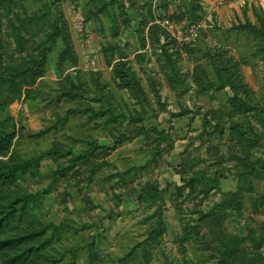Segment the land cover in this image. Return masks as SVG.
<instances>
[{
  "label": "rangeland",
  "instance_id": "374dc122",
  "mask_svg": "<svg viewBox=\"0 0 264 264\" xmlns=\"http://www.w3.org/2000/svg\"><path fill=\"white\" fill-rule=\"evenodd\" d=\"M0 264H264V0H0Z\"/></svg>",
  "mask_w": 264,
  "mask_h": 264
}]
</instances>
